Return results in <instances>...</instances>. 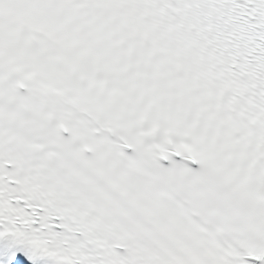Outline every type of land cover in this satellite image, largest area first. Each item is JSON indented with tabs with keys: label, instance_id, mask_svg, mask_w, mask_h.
I'll return each instance as SVG.
<instances>
[{
	"label": "snow or ice",
	"instance_id": "obj_1",
	"mask_svg": "<svg viewBox=\"0 0 264 264\" xmlns=\"http://www.w3.org/2000/svg\"><path fill=\"white\" fill-rule=\"evenodd\" d=\"M0 264H264V0H0Z\"/></svg>",
	"mask_w": 264,
	"mask_h": 264
}]
</instances>
